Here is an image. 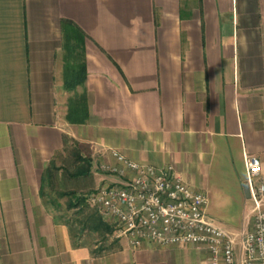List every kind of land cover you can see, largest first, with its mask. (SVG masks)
<instances>
[{
	"label": "crops",
	"instance_id": "1",
	"mask_svg": "<svg viewBox=\"0 0 264 264\" xmlns=\"http://www.w3.org/2000/svg\"><path fill=\"white\" fill-rule=\"evenodd\" d=\"M70 139L88 147L89 193L117 179L101 170L115 150L171 165L217 226L248 229L246 159L264 175V0H0V264H211L197 245L75 237L44 198Z\"/></svg>",
	"mask_w": 264,
	"mask_h": 264
},
{
	"label": "built area",
	"instance_id": "2",
	"mask_svg": "<svg viewBox=\"0 0 264 264\" xmlns=\"http://www.w3.org/2000/svg\"><path fill=\"white\" fill-rule=\"evenodd\" d=\"M109 154L116 163L104 164L101 170L117 179L100 185L89 204L114 227L117 237L134 247L144 242L202 246L211 254V264H236L237 250L241 264H264V175L258 158L246 159L250 227L231 233L207 216L206 194L189 187L171 165L140 164L115 150Z\"/></svg>",
	"mask_w": 264,
	"mask_h": 264
},
{
	"label": "rangeland",
	"instance_id": "3",
	"mask_svg": "<svg viewBox=\"0 0 264 264\" xmlns=\"http://www.w3.org/2000/svg\"><path fill=\"white\" fill-rule=\"evenodd\" d=\"M77 151L81 156H89L88 147L84 144H79L74 139H70L67 152L60 159L57 158L54 163L55 171L53 177L45 178V200H52L56 204L61 201V207L59 211L61 213V219L66 222L71 232L76 236H80L83 233L92 232L87 229L83 223L82 214L88 213V207L80 204L79 207L69 209L67 208L69 199H72L71 194L60 197L62 193L73 192L78 195L88 194L96 186L91 174L87 176H76L75 172L77 168L82 164V161L74 159L73 152ZM103 185V184H101ZM73 195V194H72ZM73 201V200H72ZM84 210V211H83ZM238 238H236L237 240Z\"/></svg>",
	"mask_w": 264,
	"mask_h": 264
},
{
	"label": "trees",
	"instance_id": "4",
	"mask_svg": "<svg viewBox=\"0 0 264 264\" xmlns=\"http://www.w3.org/2000/svg\"><path fill=\"white\" fill-rule=\"evenodd\" d=\"M85 73L84 69L79 67L76 70L69 71L65 80L67 89L74 88L77 84L84 81ZM74 159L78 161H82V164L77 168L75 175L76 176H87L90 175L91 172V158L89 156H81L76 150L73 152ZM55 171V167L52 165L45 171V178L47 176L49 178L53 177ZM71 194L72 199H69L67 208L73 209L83 204V206L88 207V213L82 214L83 223L87 227V229L91 231L101 232V233H112L114 231V227L104 221L99 213L89 205L88 199L91 193L85 195H78L75 193H62L60 197L67 196ZM73 194V195H72ZM73 200V201H72ZM84 211V210H83ZM67 224V223H66ZM68 225V224H67Z\"/></svg>",
	"mask_w": 264,
	"mask_h": 264
},
{
	"label": "water",
	"instance_id": "5",
	"mask_svg": "<svg viewBox=\"0 0 264 264\" xmlns=\"http://www.w3.org/2000/svg\"><path fill=\"white\" fill-rule=\"evenodd\" d=\"M243 187H244L245 197L247 199H249L250 198V192H249V187H248L247 181L244 182Z\"/></svg>",
	"mask_w": 264,
	"mask_h": 264
}]
</instances>
